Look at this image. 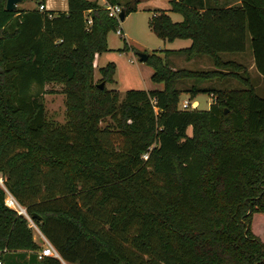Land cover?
<instances>
[{
  "label": "trees",
  "instance_id": "1",
  "mask_svg": "<svg viewBox=\"0 0 264 264\" xmlns=\"http://www.w3.org/2000/svg\"><path fill=\"white\" fill-rule=\"evenodd\" d=\"M138 2L107 0L126 16ZM170 3L183 20L161 9L150 26L164 40L191 45L150 54L151 78L164 88L122 95L95 81L96 55L109 50L108 34L121 22L106 5L68 0V11H26L0 0L5 264H64L38 257L41 245L28 219L6 205L5 187L70 264H264L256 225L259 217L264 222V97L245 64L222 56L250 44L264 76V0ZM174 53L209 55L214 68H175ZM115 70L113 62L102 67V81ZM226 78L244 87L201 85ZM184 79L197 83L182 89ZM50 82L64 85L63 124L48 118ZM185 91L216 100L209 109L184 110ZM107 117L112 124L102 126Z\"/></svg>",
  "mask_w": 264,
  "mask_h": 264
},
{
  "label": "rangeland",
  "instance_id": "2",
  "mask_svg": "<svg viewBox=\"0 0 264 264\" xmlns=\"http://www.w3.org/2000/svg\"><path fill=\"white\" fill-rule=\"evenodd\" d=\"M170 8V0H139L137 10L131 11L126 18L120 22L118 28H121L122 33H118V28L111 31L108 34L109 50L100 53L96 57V83L102 82L103 74L101 68L113 62L116 65V70L113 75V80L106 82V86L109 89L118 90L124 95L129 89L164 88V83H157L152 80L151 77L155 69L147 61L142 62L139 58V54L141 52H146L164 56L165 51L168 49H180L190 46V43H192L190 39L177 38L175 41L170 42L158 37L151 28V18L161 9L169 10L168 12L173 21L183 20L184 17L182 14L170 11ZM238 54L239 53H225V55L223 54L222 56L224 59L228 60L229 56L238 57ZM197 57L188 60L186 54L174 53L169 56V62L175 68H214V63L209 55H203L202 58ZM250 59L251 55L249 53H247L244 58H240V60L245 61L247 64L251 62ZM251 77L257 93L264 97V76L255 70ZM193 83L196 84L197 81H195V79H184L179 82V87L185 89L190 87ZM201 85L229 89L244 87L243 83L236 78L215 79L205 81L201 83ZM63 88L64 85L58 82H50L46 84L44 88L48 118L56 124H63L66 122V104ZM187 98L191 100L197 99L200 103V109H209L212 103L210 92H200L192 97L190 92L185 91L181 94L180 106L182 105V101ZM112 122L113 119L107 117L101 122V125L105 126L107 124H112ZM261 215L263 214L261 213L260 216ZM256 225L257 229L264 234V222L260 217L257 219Z\"/></svg>",
  "mask_w": 264,
  "mask_h": 264
},
{
  "label": "built area",
  "instance_id": "3",
  "mask_svg": "<svg viewBox=\"0 0 264 264\" xmlns=\"http://www.w3.org/2000/svg\"><path fill=\"white\" fill-rule=\"evenodd\" d=\"M106 7L109 9L110 16L117 17L120 20L119 13L122 10L121 5H111V4H105ZM42 11H53L49 9L48 4H40L39 7ZM51 15V14H50ZM89 22H91V19H89ZM118 33H122L121 28L118 29ZM212 102L216 100V95L214 93H211ZM200 103L198 100L194 99L191 100L189 98L184 99L182 101V105L180 106L181 109H195L199 108ZM144 158H148V154L144 155ZM1 182L3 183V179L0 178ZM6 190V198L5 203L8 207L16 210L19 214H23L27 219L29 223V227L33 231L34 240L41 245V250L38 251V257L43 258L44 256H53L61 258V255L57 248L54 246V244L46 237V235L43 233L42 229L40 228L39 224H37L31 215L28 214L26 208L18 201V199L5 187ZM7 252V249H0V264H5V254Z\"/></svg>",
  "mask_w": 264,
  "mask_h": 264
},
{
  "label": "crops",
  "instance_id": "4",
  "mask_svg": "<svg viewBox=\"0 0 264 264\" xmlns=\"http://www.w3.org/2000/svg\"><path fill=\"white\" fill-rule=\"evenodd\" d=\"M101 5H105L107 3V0H97ZM48 4L49 9L53 10V11H68L69 8V4H68V0H21V2H19L17 4V9L20 10H34L40 7V4ZM175 41V40H174ZM192 42V41H191ZM191 45V43H190ZM174 49V48H171ZM249 53L251 55V59H250V63L247 64L245 63V61L240 60V58H244V56ZM100 54V53H99ZM97 54L96 57L99 55ZM173 55V54H172ZM225 55V53H224ZM203 55L198 56L197 58H202ZM237 58V59H236ZM239 58V59H238ZM229 60H233L235 59V61L240 62L242 64H245L248 67V70L252 76V73L257 70L255 68V63H254V58H253V52L252 49L250 47V44L248 45V48L245 52H240L238 54V57L235 56H229L228 58ZM96 61V58H95ZM188 88V87H187ZM186 89V88H185ZM211 94V93H210ZM197 100V99H196ZM64 264H67L68 262L64 261V259L61 257L60 258ZM70 264V263H68Z\"/></svg>",
  "mask_w": 264,
  "mask_h": 264
},
{
  "label": "water",
  "instance_id": "5",
  "mask_svg": "<svg viewBox=\"0 0 264 264\" xmlns=\"http://www.w3.org/2000/svg\"><path fill=\"white\" fill-rule=\"evenodd\" d=\"M19 2H21V0H7V9H10V10L17 9V4ZM119 17H120L121 21H123L126 18V12L124 9H122L121 12L119 13ZM149 56H150V54L146 53V52H141L139 54V58L142 62H146L148 60ZM98 86L102 89L105 88L106 87V81H102V82L98 83Z\"/></svg>",
  "mask_w": 264,
  "mask_h": 264
}]
</instances>
